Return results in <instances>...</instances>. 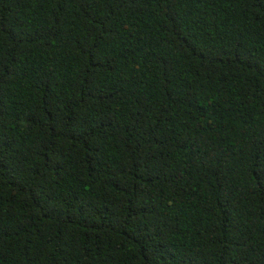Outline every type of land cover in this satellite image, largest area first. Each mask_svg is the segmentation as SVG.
<instances>
[{
    "label": "trees",
    "instance_id": "trees-1",
    "mask_svg": "<svg viewBox=\"0 0 264 264\" xmlns=\"http://www.w3.org/2000/svg\"><path fill=\"white\" fill-rule=\"evenodd\" d=\"M0 264H264V0H0Z\"/></svg>",
    "mask_w": 264,
    "mask_h": 264
}]
</instances>
